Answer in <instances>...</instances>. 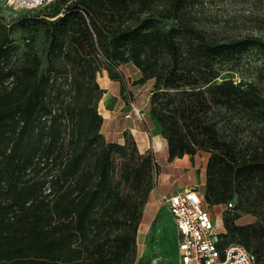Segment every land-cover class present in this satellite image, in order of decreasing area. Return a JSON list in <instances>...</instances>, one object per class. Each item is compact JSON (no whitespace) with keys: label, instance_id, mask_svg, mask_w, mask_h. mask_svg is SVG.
Returning <instances> with one entry per match:
<instances>
[{"label":"trees","instance_id":"obj_1","mask_svg":"<svg viewBox=\"0 0 264 264\" xmlns=\"http://www.w3.org/2000/svg\"><path fill=\"white\" fill-rule=\"evenodd\" d=\"M66 1L44 20L45 67L32 44L20 55L0 28V264H64L71 240L86 233L114 147L100 132L95 75L122 62L141 71L135 82L153 83L149 117L168 157L210 151L205 201L237 199L219 246L241 243L264 264V132L226 139L216 117L225 108L264 125V94L223 73L246 50L264 52V38L207 27L214 0ZM121 209L124 221L95 245L91 264H129L137 222ZM238 209L257 219L239 222Z\"/></svg>","mask_w":264,"mask_h":264},{"label":"rangeland","instance_id":"obj_2","mask_svg":"<svg viewBox=\"0 0 264 264\" xmlns=\"http://www.w3.org/2000/svg\"><path fill=\"white\" fill-rule=\"evenodd\" d=\"M62 3L63 0H57L44 8L15 10L6 0H0V28L7 29L18 46V54L29 51L32 44L43 59V67L47 65L44 20L54 19L52 11L55 6H65L68 2ZM203 17L207 27L223 35L249 34L264 38V0H214L207 5ZM166 22L170 24L172 20ZM223 73L237 82L256 86L264 94V52L257 48H250L228 62ZM95 76L100 90L95 92L94 104L103 117L100 132L114 147L106 180L90 211L91 221L86 233L71 240L67 254L62 257L63 263H93L95 245L112 237L119 229V221H124V209H121L124 203L137 222L135 250L129 264H177V233L161 194L172 193L180 186L196 185L204 197L210 151L200 150L194 155L185 153L173 159L168 157L161 127L157 125L160 127L157 130L152 126L149 117L148 101L153 83L135 82L141 71L132 62H122L115 70L103 65ZM64 80L62 77L60 81ZM63 85L66 87L65 82ZM133 104L139 108V114L134 111ZM216 117L219 131L226 139L236 138L244 142L256 139L264 132V125L246 114L221 108ZM229 201L233 203L231 206L227 204ZM236 204L235 197L214 204L204 199V205L221 232L225 231V211ZM238 212L241 223L257 219L246 210L238 209ZM254 246L252 242L250 248Z\"/></svg>","mask_w":264,"mask_h":264},{"label":"built area","instance_id":"obj_3","mask_svg":"<svg viewBox=\"0 0 264 264\" xmlns=\"http://www.w3.org/2000/svg\"><path fill=\"white\" fill-rule=\"evenodd\" d=\"M56 0H6L15 10H34ZM62 14V13H61ZM134 111L139 108L133 104ZM177 233V264H255L256 254L245 245L229 242L219 246L220 233L204 197L196 185L172 193H162ZM232 205V201L227 203Z\"/></svg>","mask_w":264,"mask_h":264},{"label":"crops","instance_id":"obj_4","mask_svg":"<svg viewBox=\"0 0 264 264\" xmlns=\"http://www.w3.org/2000/svg\"><path fill=\"white\" fill-rule=\"evenodd\" d=\"M151 121V120H150ZM152 123V122H151ZM152 126H154V127H156L157 128V130L160 128L159 126H157V125H155V124H153L152 123ZM164 143L166 144V142L164 141ZM188 186H190V185H188ZM188 186H180V187H177L176 188V190L175 191H180V190H183L184 188H186V187H188ZM184 187V188H183ZM183 188V189H182Z\"/></svg>","mask_w":264,"mask_h":264}]
</instances>
